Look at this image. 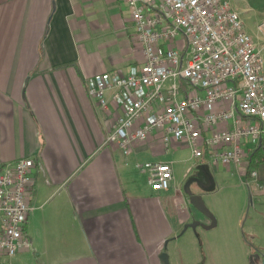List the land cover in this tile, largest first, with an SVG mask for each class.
Masks as SVG:
<instances>
[{"label":"crops","instance_id":"0c3cea01","mask_svg":"<svg viewBox=\"0 0 264 264\" xmlns=\"http://www.w3.org/2000/svg\"><path fill=\"white\" fill-rule=\"evenodd\" d=\"M141 60L123 0H0V170L26 157L37 162L26 227L33 248L0 264H162L164 252L173 264H204L199 249L183 248L184 263L169 249L181 238L176 227L211 224L175 183L188 147L167 151L156 133L124 156L106 145L114 103L110 115L88 95L89 78L125 75ZM188 160L184 179L200 165L192 154ZM146 162L172 163L169 191L151 189L136 167ZM222 168L247 183L243 168ZM195 170L192 182L203 184L218 167ZM231 219L239 238V216ZM238 242L245 258L262 263L264 241L248 251Z\"/></svg>","mask_w":264,"mask_h":264},{"label":"built area","instance_id":"2783aa9c","mask_svg":"<svg viewBox=\"0 0 264 264\" xmlns=\"http://www.w3.org/2000/svg\"><path fill=\"white\" fill-rule=\"evenodd\" d=\"M123 1L142 60L125 75L87 80L103 112L111 115L115 105L106 145L128 157L158 133L167 151L174 143L187 146L197 171L244 167L248 189H263L260 170L248 163L258 149L264 161V55L231 0ZM36 166L26 157L0 170V258L33 248L26 227ZM136 167L153 191L172 188V163Z\"/></svg>","mask_w":264,"mask_h":264},{"label":"rangeland","instance_id":"374dc122","mask_svg":"<svg viewBox=\"0 0 264 264\" xmlns=\"http://www.w3.org/2000/svg\"><path fill=\"white\" fill-rule=\"evenodd\" d=\"M231 3L233 8L239 12L247 32L253 36L264 55V32L260 29L262 22L255 24L262 14L264 0H231ZM178 157L182 161L176 166L178 180L175 179V183L179 184L185 192L197 193L203 198L207 209L215 217L217 226L209 230L197 226L195 229L192 227L188 229L186 226L176 227V233L181 238L176 240L172 248L169 247L171 252L179 253L178 258H182L183 248H188V250L196 248L199 249L200 260L204 264H254L251 261V255L247 258L243 256L238 239L240 238L246 251L254 248L259 239L264 241L263 195L255 193L258 191L255 186L252 187L251 194L247 185L242 182L236 172L232 173L230 170L225 172L221 165L218 166V172L212 173L211 171L207 183L201 184L184 179L183 175L188 167L194 165L192 161L188 160L191 157V151L184 148ZM230 168L232 167L226 169ZM243 169L246 170L244 167ZM260 170L262 177L264 169L260 168ZM195 172L194 169L192 174ZM262 179L264 180L263 177ZM262 187H264V183ZM210 188H214V190L211 191ZM230 216L231 221L239 216V238L229 231ZM192 224L193 222L190 225ZM168 256L170 261L169 253ZM180 262L184 263L185 260L182 258L178 261V263ZM170 264H173L172 261Z\"/></svg>","mask_w":264,"mask_h":264},{"label":"water","instance_id":"95a60500","mask_svg":"<svg viewBox=\"0 0 264 264\" xmlns=\"http://www.w3.org/2000/svg\"><path fill=\"white\" fill-rule=\"evenodd\" d=\"M190 203L195 210H197L198 212H200L201 214L206 216L211 222V224L208 226L201 224L200 226L202 228L209 230V229H212V228L217 226V221H216L215 217L209 212V210L207 209V207L204 203L203 198L200 195H192L191 194ZM196 226H197L196 223H193L191 225L192 228L193 227L196 228ZM256 258H259V257L256 255ZM160 259H161L162 264H170L168 253H166V252L162 253V255L160 256ZM251 261L254 263L253 257L251 258ZM261 264H264V260L262 261Z\"/></svg>","mask_w":264,"mask_h":264},{"label":"trees","instance_id":"16d2710c","mask_svg":"<svg viewBox=\"0 0 264 264\" xmlns=\"http://www.w3.org/2000/svg\"><path fill=\"white\" fill-rule=\"evenodd\" d=\"M262 159V149H258L255 151L253 156L251 157L249 163H248V169L255 167V168H263L264 169V161H261Z\"/></svg>","mask_w":264,"mask_h":264}]
</instances>
